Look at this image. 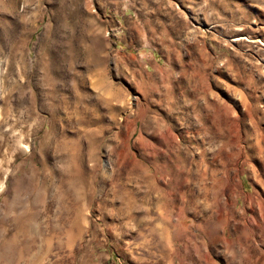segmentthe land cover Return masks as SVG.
I'll list each match as a JSON object with an SVG mask.
<instances>
[{"label": "rangeland", "instance_id": "rangeland-1", "mask_svg": "<svg viewBox=\"0 0 264 264\" xmlns=\"http://www.w3.org/2000/svg\"><path fill=\"white\" fill-rule=\"evenodd\" d=\"M0 264H264V0H0Z\"/></svg>", "mask_w": 264, "mask_h": 264}, {"label": "bare ground", "instance_id": "bare-ground-1", "mask_svg": "<svg viewBox=\"0 0 264 264\" xmlns=\"http://www.w3.org/2000/svg\"><path fill=\"white\" fill-rule=\"evenodd\" d=\"M221 133V132H220ZM217 138V137H216ZM219 139V138H218ZM221 140V139H220ZM207 169V168H206ZM219 171V170H218ZM207 172V171H206ZM216 172V170L215 171H213L212 170V179L214 180L215 179V173ZM218 173V172H217ZM224 173V172H223ZM222 175V174H221ZM197 176V175H196ZM210 176V175H209ZM220 176V175H219ZM205 178L207 179V176L203 173H200V176H199V182L203 185L204 183H203V181L205 180ZM210 178V177H209ZM219 178H221V177H219ZM217 179V178H216ZM213 182V181H212ZM213 184H214V182H213ZM213 184H204L201 188H202V190H203V194H206L208 191H213L212 189L214 188V186H213ZM216 189V188H215ZM214 192V191H213ZM212 192V193H213ZM202 193V192H201ZM208 195H210V193H208ZM201 196H202V194H201ZM205 196V195H204ZM196 197V196H195ZM203 199V198H202ZM206 199V198H205ZM210 199V198H209ZM204 209V208H203ZM205 210V209H204ZM195 211V210H194ZM229 212V211H228ZM238 212H240V211H238ZM205 213V212H204ZM211 213V212H210ZM228 214V213H227ZM231 214V213H230ZM211 215V214H210ZM225 215V214H224ZM228 220V219H227ZM223 221V220H222ZM229 241V240H228Z\"/></svg>", "mask_w": 264, "mask_h": 264}]
</instances>
